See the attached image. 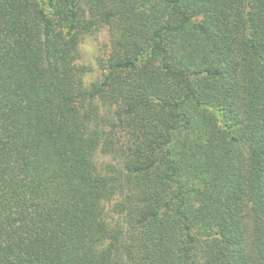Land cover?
I'll list each match as a JSON object with an SVG mask.
<instances>
[{"label":"trees","instance_id":"1","mask_svg":"<svg viewBox=\"0 0 264 264\" xmlns=\"http://www.w3.org/2000/svg\"><path fill=\"white\" fill-rule=\"evenodd\" d=\"M81 2L0 0V264H264V0ZM114 129L130 207L110 225L122 180L93 158Z\"/></svg>","mask_w":264,"mask_h":264},{"label":"rangeland","instance_id":"2","mask_svg":"<svg viewBox=\"0 0 264 264\" xmlns=\"http://www.w3.org/2000/svg\"><path fill=\"white\" fill-rule=\"evenodd\" d=\"M81 1V4L85 5L84 0ZM111 37L109 28L104 24H99L80 38L76 65L83 70L82 79L85 87H90L103 77L104 68L107 66L112 50ZM96 106L105 129H111L112 111L101 100L96 102ZM126 138L127 136L121 133L119 129H114L111 133V150L109 152L99 150L93 158L98 173L109 174L111 172L118 175L119 181L122 180L121 188L103 204L104 213L110 225L123 223L130 207L127 198L130 189L127 188L122 179L123 156L121 147L125 144Z\"/></svg>","mask_w":264,"mask_h":264}]
</instances>
